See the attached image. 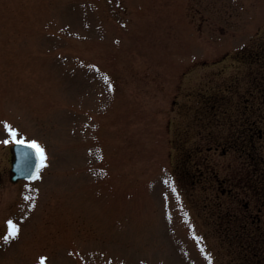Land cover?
<instances>
[{
	"label": "rangeland",
	"instance_id": "374dc122",
	"mask_svg": "<svg viewBox=\"0 0 264 264\" xmlns=\"http://www.w3.org/2000/svg\"><path fill=\"white\" fill-rule=\"evenodd\" d=\"M260 49L264 0H0V264H253L264 143L205 149L264 111ZM5 123L35 179L10 181Z\"/></svg>",
	"mask_w": 264,
	"mask_h": 264
},
{
	"label": "flooded vegetation",
	"instance_id": "af4514ba",
	"mask_svg": "<svg viewBox=\"0 0 264 264\" xmlns=\"http://www.w3.org/2000/svg\"><path fill=\"white\" fill-rule=\"evenodd\" d=\"M263 50L264 49H260V52L258 51L259 53L250 54L248 55V57L256 58L258 54L263 53ZM260 57L261 56L259 55V60ZM251 84H252L250 90L251 95H254L255 92H257L258 94L259 92L260 95L264 96V87L262 85H259L257 80H251ZM225 103L226 102H223L218 97L205 100V104L209 106V109L211 107H219V109L221 110L222 109L221 107ZM250 103L252 104L251 106L243 104L244 108H241L239 112L228 113L229 119L236 120L235 123L232 124L235 125L236 128L232 129L233 133L227 135L226 137H222V136L220 137L218 135L217 137H213L212 138L213 144L211 143L207 145L205 152L214 150L215 152H218L221 155H225L229 149L233 148L234 150L242 152V154H245L247 156V159L250 160L251 163L259 160V158L254 154V152L257 148L256 142H258V145L260 147L264 143V134H263L264 111H261V107L259 103H256L255 101H250L249 103L246 102V104H250ZM224 110L219 112L209 111L203 113L205 115H211L216 117L218 113L219 115H223ZM217 119H219V117H217ZM223 147L224 149H222ZM225 147L227 149H225ZM205 161H207V159Z\"/></svg>",
	"mask_w": 264,
	"mask_h": 264
},
{
	"label": "water",
	"instance_id": "95a60500",
	"mask_svg": "<svg viewBox=\"0 0 264 264\" xmlns=\"http://www.w3.org/2000/svg\"><path fill=\"white\" fill-rule=\"evenodd\" d=\"M14 159L12 161V179L32 178L38 167V159L34 151L25 145H14Z\"/></svg>",
	"mask_w": 264,
	"mask_h": 264
},
{
	"label": "trees",
	"instance_id": "16d2710c",
	"mask_svg": "<svg viewBox=\"0 0 264 264\" xmlns=\"http://www.w3.org/2000/svg\"><path fill=\"white\" fill-rule=\"evenodd\" d=\"M260 183H262L263 185L260 184V185L256 186V184H255L253 187L254 192H256L258 194L255 196L259 200L258 204L256 205L258 218L260 216V211L264 210V170L263 169H262V176H261V182ZM258 192H262V195H261V193L259 194ZM258 222H260V218H259ZM246 234H247V243L245 245L246 250H248L250 247L257 248L260 246L259 251H257V252L253 251V254H255L257 256L255 259H253V262H254L253 264H257V262L260 259H263V262H264V256H260V255H262L261 251L264 253V233H259L256 230V224L254 222V224H252L251 229H246ZM256 259H259V260L257 261ZM258 264H260V263H258ZM262 264H264V263H262Z\"/></svg>",
	"mask_w": 264,
	"mask_h": 264
},
{
	"label": "snow or ice",
	"instance_id": "6c2138e0",
	"mask_svg": "<svg viewBox=\"0 0 264 264\" xmlns=\"http://www.w3.org/2000/svg\"><path fill=\"white\" fill-rule=\"evenodd\" d=\"M5 128L8 131H10L13 139H15L17 130L15 128H11L9 125H7V123H5ZM17 142L20 143L23 141H17ZM5 143H7V141H5ZM28 143L31 147H33L37 150L40 161H41V164L38 166H42L44 159H45L43 149L38 145V143L36 141H28ZM7 223L10 225V228H9L8 234L3 237L5 240H8L9 238H14L18 234V226L11 220H9ZM40 260H41V264H43V261L45 260V258L41 257Z\"/></svg>",
	"mask_w": 264,
	"mask_h": 264
}]
</instances>
